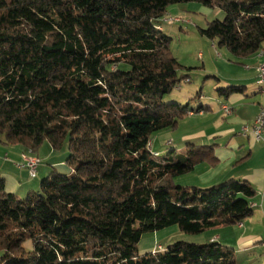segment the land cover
<instances>
[{
  "label": "trees",
  "instance_id": "16d2710c",
  "mask_svg": "<svg viewBox=\"0 0 264 264\" xmlns=\"http://www.w3.org/2000/svg\"><path fill=\"white\" fill-rule=\"evenodd\" d=\"M190 2L224 13L201 36L239 59L261 49L264 0H0V138L34 154L67 141L71 167L50 171L23 199L0 177V264H236L216 242L137 251L145 233L201 234L252 215L246 180L175 184L213 162L214 145L150 148L153 133L205 110L162 102L189 79L178 77L161 23L169 6Z\"/></svg>",
  "mask_w": 264,
  "mask_h": 264
},
{
  "label": "crops",
  "instance_id": "0c3cea01",
  "mask_svg": "<svg viewBox=\"0 0 264 264\" xmlns=\"http://www.w3.org/2000/svg\"><path fill=\"white\" fill-rule=\"evenodd\" d=\"M212 12V19H218L220 15L218 10ZM161 31L164 33L162 25ZM262 47L261 50H264ZM262 64H264V56L259 57V53L241 59L232 57L227 63L221 62L219 64L221 67L218 66L219 69L211 76L217 82L216 89L241 86L243 92L231 94L226 98L217 93V111H213L211 105L201 104L205 110L194 112L192 116L190 112L186 116L195 126L182 132L180 138L165 142V145L170 142L178 151H185L188 143L196 146L214 145L215 160L208 162L210 168L206 167L199 176L201 180L204 183L216 184L233 177L246 180L254 188L255 196L249 200L252 208L250 218L233 227L214 229L205 233L207 242H216L229 247L234 250L235 255H247L260 250L259 248L264 251V132L260 140H255L251 134H240L242 127L252 125L259 109L264 106V86H258L256 83V70ZM198 98L201 102L205 100L203 96ZM222 105L231 109L230 115L221 111ZM181 122L182 119L176 127H179ZM22 151L23 148L20 146L5 145L0 138V177L4 180L6 192L15 195L23 193L30 183L27 180V171L17 167ZM152 151L160 153L158 150ZM22 155L25 160L30 156L24 152ZM46 155V161L51 167L58 169L62 166V161H52L54 159L52 151ZM47 169L42 170V173L47 175L51 170ZM70 173L71 170L66 172V174ZM30 188L31 186L28 189ZM163 249L164 247L160 245L156 249L150 246V252ZM256 260V264H264V256Z\"/></svg>",
  "mask_w": 264,
  "mask_h": 264
},
{
  "label": "rangeland",
  "instance_id": "374dc122",
  "mask_svg": "<svg viewBox=\"0 0 264 264\" xmlns=\"http://www.w3.org/2000/svg\"><path fill=\"white\" fill-rule=\"evenodd\" d=\"M212 11L214 10L205 8L194 2L171 5L167 8L163 17L165 19L177 18L179 22H162L164 34L171 37L172 40L169 46L170 52L181 65V68H179L177 72L178 77H187L190 81L185 82L182 80L178 86L179 88L175 87L170 94L163 96V103H171V101H175L182 105L188 103L193 109H196L201 104H207L213 106V111H217V92L215 87L217 82L211 76L215 74V70L219 69L218 66H220L219 64L221 62L227 63L233 56L229 54L225 48L218 47L215 41H211L201 36L199 33L200 29L205 28L206 24L213 20ZM218 13H220L218 20L222 21L224 13L221 11H218ZM197 93L204 97L205 100L203 102L196 97ZM191 126L195 125H192L191 120L185 116L182 118L179 127L153 133L149 139L151 150H158L160 155L165 154L170 148H174V145H171L169 148L165 145V142L173 140L174 138H180V134L188 131ZM29 151L31 150L23 149L22 153L29 154ZM49 151H52L54 154V159L52 161L57 162L60 160L63 162L61 167L55 169L56 171L58 170V173L66 174V172L71 170V167L66 162L68 156L67 141H64L61 147L55 150L45 141L35 154L33 152L31 154L36 157L38 156V160L40 163L42 162L37 169L36 178L32 179L27 175V180L28 182L30 181V183L25 187L26 189L23 193L20 195L16 194L17 197L23 199L30 191H37L39 189L41 180L49 174L45 175L46 173H42V170L46 168L51 169L50 171L54 170V167H51V164H48L46 161V154H48ZM209 166L208 162H205V164H197L193 171L176 177L174 182L180 186L198 188H206L214 185V183H204L199 177L206 167L210 168ZM29 186H31L30 189H28ZM205 233L206 232L201 234H186L181 232L177 226H170L155 233L143 234L137 244V251L138 254L141 255L150 252V246H153L155 249L158 245L165 248L179 241L194 244L206 243L208 239ZM23 246L27 250L31 249L30 242H25ZM259 249L260 250L247 255H235L236 264H256V259L264 256L262 255L264 251L261 248ZM155 251L156 250H153V252Z\"/></svg>",
  "mask_w": 264,
  "mask_h": 264
},
{
  "label": "built area",
  "instance_id": "2783aa9c",
  "mask_svg": "<svg viewBox=\"0 0 264 264\" xmlns=\"http://www.w3.org/2000/svg\"><path fill=\"white\" fill-rule=\"evenodd\" d=\"M172 22H179L177 18L173 19ZM264 55V54H261ZM185 82H188L187 79L184 80ZM256 83L257 85H264V64L259 65L256 70ZM179 86V85H178ZM179 88V87H178ZM222 112H229V115L231 114V109L226 106H221ZM194 113L192 112L191 116ZM264 132V106L259 109V112L257 116L255 117L253 123L249 127H242L240 130V134L247 135L251 134L255 140H260L262 137V133ZM40 164V161L38 162H27L21 153L20 155V161L17 163V167L20 169H24L27 171L30 178H35L37 174V168Z\"/></svg>",
  "mask_w": 264,
  "mask_h": 264
},
{
  "label": "bare ground",
  "instance_id": "6f19581e",
  "mask_svg": "<svg viewBox=\"0 0 264 264\" xmlns=\"http://www.w3.org/2000/svg\"><path fill=\"white\" fill-rule=\"evenodd\" d=\"M172 20L173 19H171V18H168V19H165L164 18V20H163V22L164 23H172ZM178 21H179V19H178ZM258 53H259V57H263L264 55H261V54H264V50H259L258 51ZM258 86H264V85H258ZM225 113H227V114H229V112H225ZM190 114V113H189ZM32 154V151H29V158L26 160L27 162H38L39 160H38V158L37 157H35V156H33V155H31Z\"/></svg>",
  "mask_w": 264,
  "mask_h": 264
}]
</instances>
